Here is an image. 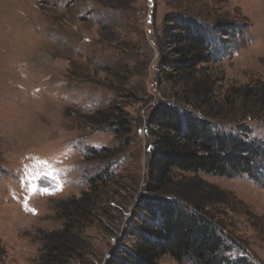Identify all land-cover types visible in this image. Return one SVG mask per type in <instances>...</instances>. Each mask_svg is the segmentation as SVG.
<instances>
[{
  "label": "rangeland",
  "instance_id": "374dc122",
  "mask_svg": "<svg viewBox=\"0 0 264 264\" xmlns=\"http://www.w3.org/2000/svg\"><path fill=\"white\" fill-rule=\"evenodd\" d=\"M130 1L126 10L122 0H0V264H39L44 240L65 223L63 204L104 171L111 181L100 220L85 231L92 264L129 247L140 201L168 197L148 191L150 121L163 107L211 113L224 131L264 144V0ZM169 17L207 27L221 61L175 78ZM215 22L243 34H215ZM119 120L128 123L123 136L111 123ZM260 175L174 170L171 193L208 209L228 258L264 264Z\"/></svg>",
  "mask_w": 264,
  "mask_h": 264
},
{
  "label": "trees",
  "instance_id": "16d2710c",
  "mask_svg": "<svg viewBox=\"0 0 264 264\" xmlns=\"http://www.w3.org/2000/svg\"><path fill=\"white\" fill-rule=\"evenodd\" d=\"M122 4L128 10L131 1L122 0ZM197 23L173 17L167 19V24L173 25L166 27L164 36L176 48L178 56L169 67L177 76L175 78L197 73L204 66L221 61L226 54L216 47L211 31ZM214 24L215 34L220 36L243 34L238 26L230 27L224 22ZM228 40L224 39V43H229ZM238 92L233 90V93ZM201 114L205 119L185 113L174 105L153 113L150 126L155 129V141L148 161L152 179L148 191L167 192L168 197L154 199L146 195L140 201V212L134 215L136 222L132 226L131 245L124 247L121 254L112 253L106 264H162L164 258L174 264H250L245 258H228L229 250L220 224L209 216L208 209L197 199L186 196L185 192L171 193V190L175 192L174 170L219 178L248 176L253 181L258 180L260 174L264 175V144L247 141L241 132L224 131L222 121L214 123L211 113ZM117 122L111 121L118 127V135L129 133L125 120ZM238 130L249 133L242 126ZM107 174L104 171L97 175L81 197L63 204L65 223L60 231L51 233L44 240L39 264H92V251L85 239V231L90 224L100 220L105 203L101 191L107 189L111 181Z\"/></svg>",
  "mask_w": 264,
  "mask_h": 264
},
{
  "label": "snow or ice",
  "instance_id": "6c2138e0",
  "mask_svg": "<svg viewBox=\"0 0 264 264\" xmlns=\"http://www.w3.org/2000/svg\"><path fill=\"white\" fill-rule=\"evenodd\" d=\"M39 163H46V162H44V161H41V162H39ZM33 194H35V191L33 190ZM44 194H47L46 193V190H45V193Z\"/></svg>",
  "mask_w": 264,
  "mask_h": 264
}]
</instances>
